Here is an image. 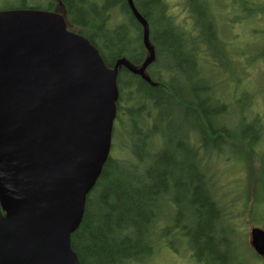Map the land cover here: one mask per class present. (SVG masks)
Listing matches in <instances>:
<instances>
[{"label":"trees","instance_id":"obj_1","mask_svg":"<svg viewBox=\"0 0 264 264\" xmlns=\"http://www.w3.org/2000/svg\"><path fill=\"white\" fill-rule=\"evenodd\" d=\"M133 2L149 25L155 59L146 70L149 80L119 69V126L114 124L111 153L88 195L72 247L82 264H149L165 246L177 252L167 239L175 233L199 264H245L238 243L230 250L234 239L226 238L222 224L248 216L255 188L250 186L238 216L240 195L218 194L214 179L221 169L213 160L259 163L254 181L264 203V112L257 91L247 88L236 99L229 90L232 71L220 76V66L232 59L221 30L222 2L183 0L179 12L169 0ZM16 5L62 13L69 29L87 37L109 67L120 58L139 67L149 55L143 25L128 0H0V10ZM238 5L248 13L240 23L264 15L262 3ZM224 18L229 21L228 13ZM245 56L249 66H264V47ZM237 168L243 169L232 171ZM251 218L261 223L259 216Z\"/></svg>","mask_w":264,"mask_h":264},{"label":"water","instance_id":"obj_2","mask_svg":"<svg viewBox=\"0 0 264 264\" xmlns=\"http://www.w3.org/2000/svg\"><path fill=\"white\" fill-rule=\"evenodd\" d=\"M149 55L113 67L64 15L0 10V264H82L71 236L112 149L120 67L146 76ZM249 242L264 258V228Z\"/></svg>","mask_w":264,"mask_h":264},{"label":"rangeland","instance_id":"obj_3","mask_svg":"<svg viewBox=\"0 0 264 264\" xmlns=\"http://www.w3.org/2000/svg\"><path fill=\"white\" fill-rule=\"evenodd\" d=\"M214 1L215 4L222 2V5H218L222 8V10L224 9L223 12L220 10L221 30L223 36H226L230 43L227 46V49L229 55L231 54L230 56L232 57L229 61H224L228 62V65L220 66L222 69L220 76L224 77L225 74L226 76H231L230 72L232 71L234 79L230 84L229 90H233L235 92L236 99H239L241 96L240 93H243L247 90V88L257 91V94L259 93V110L264 112V66H262V62H255V64L249 66L247 59L248 56H245L250 55L251 53V57H254L256 53H260L261 48L264 47V33H260L264 30V15L262 13H258L257 17L261 15V17H259L260 19L255 18L250 21L245 20L240 23V17L243 15L246 16L248 13L244 11L243 5H241V9L238 10V2L246 4L247 0ZM252 1L264 4V0ZM169 2L172 3L173 9L176 11L179 12L180 9H183V0H169ZM226 13H228L229 21L224 18ZM224 20H226L225 25ZM232 49H239L241 53H232ZM226 68L227 70L225 71ZM247 73L249 75H247ZM237 104L238 102L235 101L232 108L233 115L235 113L234 118H231V121H234L233 125H236V119L238 117ZM115 125L119 126L117 123H115ZM223 162L224 161L221 159H219L218 162L213 160L214 168L216 166H220L219 169H221V171H219L220 176L218 180L213 177L215 187L218 194L222 191H226L229 194L236 193L237 195H240L241 200L237 203V207L234 210L238 216L240 212H242V206L244 204L246 205L247 199L245 196L250 189V186L253 184L255 188V196H252L248 203V216L241 213L243 216L241 219L243 221L235 219L234 221H228L222 224V229L226 232V238L230 240L234 239L233 242L229 244V248L230 250H233L238 243L243 252V263L264 264V258L259 257L256 253L254 254V250L249 242V234L254 226L264 228V203L260 201V198L262 199L263 192L259 185H255L256 180L254 181V176L258 173L256 169L258 168L259 163H254L251 167H248L246 162H235L233 160L231 162H226V165H223ZM239 166H242L243 169L240 170V168H237L238 170H233L234 172L232 171V169ZM251 192L253 193V191ZM225 200L227 201V199ZM226 201L223 200V203H226ZM227 207L229 210L232 209L228 202ZM254 215L259 216L261 223L254 221L251 218ZM173 234L169 235L167 239L173 240L174 244L178 247H175L177 252L171 249V247L165 246L156 253L154 259L149 264H199L192 257L191 250L188 248L186 240L176 236L175 233Z\"/></svg>","mask_w":264,"mask_h":264},{"label":"flooded vegetation","instance_id":"obj_4","mask_svg":"<svg viewBox=\"0 0 264 264\" xmlns=\"http://www.w3.org/2000/svg\"><path fill=\"white\" fill-rule=\"evenodd\" d=\"M11 1H15V0H11ZM16 1L19 2L20 0H16ZM31 1L33 3V1H37V0H31ZM38 1H40V0H38ZM11 9H40V8H36V7L25 8V7H22L21 5H16L15 7L11 8Z\"/></svg>","mask_w":264,"mask_h":264}]
</instances>
